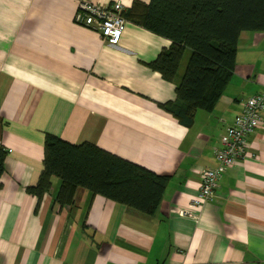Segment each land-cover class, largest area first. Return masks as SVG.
<instances>
[{
	"label": "crops",
	"instance_id": "crops-1",
	"mask_svg": "<svg viewBox=\"0 0 264 264\" xmlns=\"http://www.w3.org/2000/svg\"><path fill=\"white\" fill-rule=\"evenodd\" d=\"M82 1L0 0V264H264V110L213 200L191 203L197 169L215 166L227 127L264 93V32L239 35L222 95L185 126L160 104L175 100L187 62L172 81L149 66L171 41L125 18L119 44L109 45L75 21ZM86 1H120L125 12L135 0ZM47 135L168 175L156 211L82 187L61 205L57 176L31 193Z\"/></svg>",
	"mask_w": 264,
	"mask_h": 264
},
{
	"label": "trees",
	"instance_id": "trees-1",
	"mask_svg": "<svg viewBox=\"0 0 264 264\" xmlns=\"http://www.w3.org/2000/svg\"><path fill=\"white\" fill-rule=\"evenodd\" d=\"M123 15L171 41L149 64L163 79L175 78L189 51L175 100L160 104L185 126L192 124L196 110H212L222 95L233 75L239 35L264 32V0H135ZM43 163L39 183L28 190L41 195L50 177L57 176L61 185L55 199L61 205L72 203L82 187L152 214L169 178L93 143L74 144L53 135L46 136Z\"/></svg>",
	"mask_w": 264,
	"mask_h": 264
},
{
	"label": "built area",
	"instance_id": "built-area-1",
	"mask_svg": "<svg viewBox=\"0 0 264 264\" xmlns=\"http://www.w3.org/2000/svg\"><path fill=\"white\" fill-rule=\"evenodd\" d=\"M123 13L124 8L120 1L99 6L85 0L78 6L75 21L95 30L107 44L117 45L127 22ZM262 110H264V93L252 95L244 102L241 113L227 127L215 147V166L197 169L200 173V186L191 200L193 207L199 209L206 202L213 200L222 174L233 166L237 159L245 156L248 136L260 124Z\"/></svg>",
	"mask_w": 264,
	"mask_h": 264
},
{
	"label": "rangeland",
	"instance_id": "rangeland-1",
	"mask_svg": "<svg viewBox=\"0 0 264 264\" xmlns=\"http://www.w3.org/2000/svg\"><path fill=\"white\" fill-rule=\"evenodd\" d=\"M188 57H189V51H187V52L184 54V56H183V60H182V63H181L182 67L185 65V62H187Z\"/></svg>",
	"mask_w": 264,
	"mask_h": 264
}]
</instances>
